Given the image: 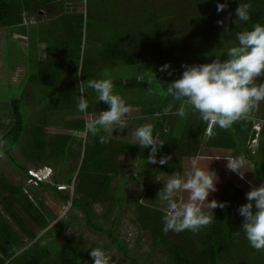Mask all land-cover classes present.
I'll return each instance as SVG.
<instances>
[{"label":"trees","instance_id":"16d2710c","mask_svg":"<svg viewBox=\"0 0 264 264\" xmlns=\"http://www.w3.org/2000/svg\"><path fill=\"white\" fill-rule=\"evenodd\" d=\"M184 2L188 6L178 7L176 0H0V89L11 111L10 125L0 138V154L20 176L14 182L0 167V264H94L90 250L101 247L80 234L60 237L62 219L48 227L58 213L38 199V190H50L64 202L71 199L72 208L82 214L79 225L106 236L127 264H156L139 260L117 234L118 220L126 215L120 212L127 209L121 192L128 190V183L141 176L183 175L201 149L243 156L252 163L259 184L264 183V123L259 130L254 127L256 109L249 119L228 129L217 126L211 138L204 135L206 123L190 105L185 104L183 117L163 112L171 107L175 113L184 103L166 92L167 85L180 78L184 65L224 60L227 50L238 44V32L264 25V0H227V8L220 12L217 4L225 0ZM83 3L85 8L77 9ZM242 3L251 5L247 22L236 18L235 9ZM14 37L24 40L26 49L18 60L30 68L29 73L24 69L17 84L8 73L7 52ZM119 62L136 74L116 68L117 75H110ZM165 64L169 69L160 71ZM103 78L113 81L114 93L130 106L127 116L146 117L139 120L150 122L154 135L165 142L156 153L157 163L147 162L151 146L142 150L116 138L115 129L113 135L99 134L109 136L106 144L91 133L84 140L69 132L46 130L49 126L85 129L84 113L77 108L81 95L88 101L87 113L109 109L86 84ZM255 139L252 149L249 143ZM18 146L30 165L54 167L53 184L27 181L29 167L14 156ZM162 156L171 159L160 165ZM132 159H137L134 165ZM68 161L73 163L69 173L64 169ZM131 169L135 173L130 177ZM214 171L218 177L219 171ZM74 174L72 194L57 188L62 182L70 185ZM216 189L207 199L224 202L225 207L213 209L212 223L198 232L164 233V210L145 199H135L129 219L148 232L151 248L158 249L167 264H264V250L250 246L238 212L248 202L247 191L227 178L218 179ZM95 205L102 206L106 218L113 213L109 225L96 220ZM204 211L212 214L207 208Z\"/></svg>","mask_w":264,"mask_h":264},{"label":"clouds","instance_id":"9594fccd","mask_svg":"<svg viewBox=\"0 0 264 264\" xmlns=\"http://www.w3.org/2000/svg\"><path fill=\"white\" fill-rule=\"evenodd\" d=\"M226 8L227 0L225 3L217 4V12ZM250 9L249 3L239 4L235 9L236 18L247 22L250 19ZM217 23L222 25L223 21L218 20ZM236 39L238 44L227 50L226 59L216 58L210 63L183 66L182 75L167 85L166 92L175 100H183L184 103L180 104L175 113L172 112L171 107L165 108L164 115L175 114L183 117L185 104L190 105L195 112L199 113L201 121L206 123L207 129L205 128L204 133L208 134L209 138L215 135L213 129L217 126L228 129L236 122L250 118L251 113L264 101V82L257 83L258 78L264 77V25L257 23L251 30L240 31L236 34ZM169 67L165 64L159 70L165 71ZM80 73L78 70L77 74ZM88 86L96 92L97 101H103L110 107L99 110L98 113H87L89 104L81 95L78 98L77 108L84 113L85 129L68 132L85 140L88 133L97 136L101 131L111 134L113 129L126 128L125 117L130 113L131 108L119 94L114 93L113 81L111 79L90 80ZM132 135L134 143H138L141 148L151 146L147 162L157 163L156 153L165 142L160 140L158 134L154 135L153 125H141ZM108 140L109 136L99 135V143L106 144ZM224 158L227 160L226 167L244 179L245 171H248L245 158L243 156H225ZM170 159L169 156H162L158 163L165 165ZM213 159H220V157L209 156L206 167L199 166V162L194 159L183 175L174 172L167 180H163L164 186L158 191L157 198L165 212L162 229L164 233L198 232L212 223L213 209L225 207L224 202L207 199L210 192L217 190L218 177L216 172L208 167V163ZM29 170H33L35 174L32 175ZM27 172L36 182L54 183L52 165L29 167ZM75 174L70 185L62 182L57 184V188L68 190L72 194ZM156 180L162 179L156 177ZM246 198L248 202L238 208L239 214L244 218L242 228L250 246L258 251L264 250V183L258 187H252L246 193ZM63 207L65 208H62V216L72 207L71 199L65 201ZM205 208L212 214H207L204 211ZM90 256L94 264H110L111 262V257L100 248H91Z\"/></svg>","mask_w":264,"mask_h":264},{"label":"rangeland","instance_id":"374dc122","mask_svg":"<svg viewBox=\"0 0 264 264\" xmlns=\"http://www.w3.org/2000/svg\"><path fill=\"white\" fill-rule=\"evenodd\" d=\"M177 6L178 7H185L188 6V2H184V0H176ZM85 8V5H78L77 9L81 10ZM125 8V7H123ZM125 12V10H123ZM194 13V12H192ZM177 19V18H176ZM175 19V20H176ZM31 18L29 19V21ZM28 21V20H27ZM28 21V22H29ZM15 36V35H14ZM17 36V35H16ZM15 36V37H16ZM14 37V39L10 42L7 56H8V61H9V66H8V73L11 78V81L13 84H17L20 79L22 78L25 68L27 69V73L30 72V68L28 65H25L22 63L23 60L19 61L18 57L20 56L21 53H24V45L21 44L23 39H17ZM83 43H85V39L83 40ZM188 49L191 50L189 46H186ZM21 58V57H20ZM158 60V59H157ZM156 60V61H157ZM16 61L18 62L17 65ZM155 61V62H156ZM155 62H152L151 67H154ZM119 67H116V64L114 65L113 71H111L110 75H117L116 68L119 69H124L125 74H130V75H135L136 70L135 69H129L126 70L125 67L122 66V64L119 62L117 63ZM161 64V63H160ZM128 68V67H127ZM121 73V72H119ZM104 79V78H103ZM89 82V81H88ZM88 82L86 83L88 85ZM264 82V77H260L257 80V83ZM86 92L91 94L89 92V88L84 86ZM92 89V88H90ZM34 91V90H33ZM22 91H20L21 93ZM2 94V95H1ZM3 91L0 89V138L4 131L7 129V127L10 125V108H9V99H3ZM26 105H32V102L26 103ZM30 107V106H29ZM258 112L257 113V126H260L262 123H264V101H262L259 105V107L256 109ZM129 118V117H126ZM144 118V117H142ZM146 118V117H145ZM144 118V119H145ZM139 120L136 119V117H130L129 119L126 120L127 122V131L129 129L134 128L133 124L134 122ZM56 129V130H52ZM125 129V128H124ZM124 129H113V133L116 135V131L118 130H124ZM46 130L51 131V132H68L63 129H57V127H47ZM135 131V129H133ZM112 133V135H113ZM122 134V133H121ZM110 135V136H112ZM125 136V135H124ZM257 140H253L249 145L251 146L252 149H255L256 147ZM23 143H21L22 145ZM21 148L18 146L14 150V156L15 158L23 163L24 165L28 167H34L30 165V162L21 154ZM200 154L197 155L194 159L199 162V164L205 163L207 165L208 162V157H220V159H213L210 163H208L209 169L217 170L219 171L218 174V179L221 181L224 178L229 179L231 182L236 184L239 187H242L245 189L247 192L251 190L252 187H258L260 186L259 181L255 177V170L252 165V163L248 160L247 165H246V170L244 174V179H241L236 173L231 172L227 167V160L224 158V153L223 151L219 150H200ZM227 155L229 154L228 151H224ZM79 155V153L76 155V157ZM193 159V160H194ZM192 161V160H191ZM65 165V164H64ZM78 166V164H77ZM0 167L4 170V173L7 178H9L12 181H19L20 176L19 172L11 166V164L8 162L7 158L0 154ZM73 167V163L68 161V163L64 166V169L66 172L69 173V169ZM187 166H185L186 168ZM188 167H190L188 165ZM134 171H130L128 176H133ZM156 177H160L162 180L157 181ZM169 177L166 176L165 174L160 175V176H147V177H140L137 181H131V183H128L126 188L124 190V193L121 192V195L125 199V208H127L124 212L121 211L120 213H126L124 217H120L118 220V226L116 228L117 234L123 239V241L127 244L128 248L138 257L139 260H144V258L149 259L148 261L150 263H156V264H167L165 262L163 254L158 250V249H152L151 248V242H150V236L148 232L141 230L140 228L136 227L134 224V221L129 219V216L131 215V212L134 210V201L135 199H138L142 201L145 199V201L150 200L149 202L155 205H158L160 208H162L161 203L159 199L157 198V193L158 190L157 188H163L164 182L163 180H167ZM121 179V176H120ZM161 186V187H160ZM72 189V186H71ZM130 193V194H129ZM215 192H210V194H215ZM209 194V195H210ZM37 197L41 201H43L49 209H53L58 213L57 219H53L49 221L48 227H54L56 224L57 220L62 219L64 220V224L59 227L58 230V235L61 236H77L78 234L82 235L85 239L95 242L97 245L101 247V249H105L107 252V255L111 257L112 264H127L124 259L120 256L119 252L114 248L107 240V237L104 235H98L95 234L94 232L90 231L86 226L84 225H79L80 220L82 219V214L80 211L77 209H74L72 207L69 208L67 213L62 216V208L64 205V201L60 200L52 191L50 190H38L37 192ZM186 196V194H184ZM123 208V209H125ZM163 209V208H162ZM95 210L97 212V221L102 223L103 225L107 226L109 225V222L111 218L113 217V213L111 212L110 215L106 218L104 216V210L102 209L101 205H95ZM116 210V208L114 209ZM149 252L152 254L149 257ZM238 253V252H236ZM240 254V253H239Z\"/></svg>","mask_w":264,"mask_h":264},{"label":"crops","instance_id":"0c3cea01","mask_svg":"<svg viewBox=\"0 0 264 264\" xmlns=\"http://www.w3.org/2000/svg\"><path fill=\"white\" fill-rule=\"evenodd\" d=\"M127 115H131V114H127ZM126 117H132V116H126ZM125 117V119L127 120V119H129V118H126ZM136 119H138V117H136ZM139 119H143V118H141V117H139ZM258 119V118H257ZM256 119V121H258ZM255 121V128H256V130H259L260 128H261V126H262V124L260 125V126H257V122ZM135 124H133V127L134 128H132V129H129L128 131H127V129L125 128L124 130H118V131H116V138H119V139H121V140H124V141H129V142H135L134 141V138H133V132H134V130L133 129H136L137 127H139V126H141V125H144V124H150V122H148V121H142V120H137V121H135L134 122ZM122 133V134H121ZM125 135V136H124ZM204 135L205 136H208V134H206V133H204ZM135 145L137 146V147H139V148H141L140 147V145L138 144V143H135ZM142 150H144L145 148H141ZM213 150V149H212ZM216 151V150H215ZM225 157V156H224ZM135 158V157H134ZM137 162V159H132V164L134 165L135 163ZM130 171H134V169H131ZM134 173H135V171H134ZM129 174V173H128ZM163 175H164V173H162ZM162 174H158V175H154V176H152V177H155V176H160V175H162ZM134 175V174H133ZM150 176V175H149ZM141 177H147V176H141ZM119 178H120V176H119ZM140 178V177H139ZM121 179H124L123 177H121ZM138 180V179H137ZM137 180H135V181H137ZM161 187V186H160ZM162 189V187L161 188H157V190L159 191V190H161ZM124 191V190H123Z\"/></svg>","mask_w":264,"mask_h":264},{"label":"built area","instance_id":"2783aa9c","mask_svg":"<svg viewBox=\"0 0 264 264\" xmlns=\"http://www.w3.org/2000/svg\"><path fill=\"white\" fill-rule=\"evenodd\" d=\"M206 129H207V126H206ZM206 132H207V130H206ZM29 172L32 174V175H34L35 174V172H33V170H29ZM27 181L29 182H32V183H37L36 181H35V179H33V178H29V179H27Z\"/></svg>","mask_w":264,"mask_h":264}]
</instances>
